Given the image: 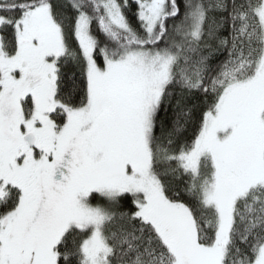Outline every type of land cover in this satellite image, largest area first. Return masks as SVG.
I'll list each match as a JSON object with an SVG mask.
<instances>
[{
	"label": "snow or ice",
	"instance_id": "snow-or-ice-1",
	"mask_svg": "<svg viewBox=\"0 0 264 264\" xmlns=\"http://www.w3.org/2000/svg\"><path fill=\"white\" fill-rule=\"evenodd\" d=\"M0 264H264V0H0Z\"/></svg>",
	"mask_w": 264,
	"mask_h": 264
}]
</instances>
